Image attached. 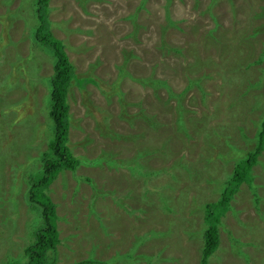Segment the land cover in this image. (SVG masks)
Returning a JSON list of instances; mask_svg holds the SVG:
<instances>
[{
  "label": "rangeland",
  "instance_id": "obj_1",
  "mask_svg": "<svg viewBox=\"0 0 264 264\" xmlns=\"http://www.w3.org/2000/svg\"><path fill=\"white\" fill-rule=\"evenodd\" d=\"M47 5L49 30L66 43L75 70L102 81L72 83L68 91L66 144L79 165L62 169L46 188L56 205L53 264H198L202 241L192 236L203 221L201 203L216 199L232 183L238 161L258 146L263 149L251 179L238 183L221 218L220 247L206 262L264 264V144L256 140L264 120V0H48ZM37 7L34 0H0L6 57L0 58V80L8 86L0 90V264L10 258L11 264H26L23 247L42 225L38 207H29L25 179L39 172L38 149L54 135L48 97L44 102L40 95L53 57L49 45L29 39ZM13 45L20 56L32 53L22 60L29 65L30 88L38 83L36 97L24 96L10 71ZM96 59L99 65L93 66ZM21 66L18 61V73ZM151 74L170 84L169 100L163 87L155 96L152 87L135 80ZM189 78L203 87L184 89ZM115 79L130 114L145 107L161 124L122 114L116 94L106 100L101 89H110ZM178 95L181 106H175ZM173 175L176 186L165 185ZM77 195L82 205L76 217L78 208L66 206L79 202ZM233 238L252 241L244 246L246 254H235L237 244L230 249Z\"/></svg>",
  "mask_w": 264,
  "mask_h": 264
},
{
  "label": "trees",
  "instance_id": "obj_2",
  "mask_svg": "<svg viewBox=\"0 0 264 264\" xmlns=\"http://www.w3.org/2000/svg\"><path fill=\"white\" fill-rule=\"evenodd\" d=\"M47 1L48 0H34V2L37 3L38 5L37 8H34L37 24L32 30V34L34 36L32 35V37H29V39L31 41H37L42 44L44 43L49 45L48 52L53 57V62L51 63V67L48 73L42 74L46 78L43 81L44 83L43 86L46 88V91L44 92L43 89L42 91H40V95H42V99L44 102H46L45 98L48 97L46 102V115L48 116V118L51 119V122L54 125V135L53 138L48 141L47 145H45L44 148L38 149L39 156L37 158V162L35 166L36 169H39V172L35 174H31L30 177L28 176V179L25 178L28 184L27 196H29L30 201L32 202L29 204V207L33 209V207L36 208L37 206L40 212L39 215L42 216V225H40L36 231H33L34 233L33 239L26 246L23 247L22 253L24 257H26V264H53L55 262L56 257L52 256L50 254V251L55 252L56 244L59 242L58 229L56 228V224H55L56 205L50 200L49 196L47 195L46 188H48L49 183L53 181V179L57 176L58 172H60L62 169H69L73 171L79 165L78 159L69 152L68 146L66 144L68 139L67 116L69 112V105H68L69 88L72 83H75L79 87H81V85L88 82L94 85L96 84L97 86H101L102 83V81L98 79V76H93L92 74L89 73L83 74L86 71L81 73L75 70L74 64L71 61L65 49L66 43H63V41L58 37L53 36V33L49 30V25H47V19H46V15L49 10ZM263 12L264 10L260 11V13ZM4 17L5 14L0 15V18L4 19ZM168 22L169 24H173V21L171 20H168ZM7 26L8 25L5 24V27ZM27 31L28 28L26 26V32ZM211 31L212 29L208 30L207 33L211 35ZM22 32L23 31H21L19 37L20 39H25V37L23 36H27V34L26 32L22 34ZM2 33L3 31H1L0 34L4 36V34ZM7 39L8 42L6 43H9L10 42L9 37ZM3 44L5 43L0 44V58L2 59L6 58L2 56ZM13 46L15 49L13 55H16V58L10 61V64L12 65V69L10 71L13 73V77H16L17 75V82L22 87L24 96L33 94L34 97H36L38 93V89L36 85L38 83H36L37 82L36 81L34 88L33 89L30 88L28 81L26 80L28 78V74L25 71L29 69L28 68L29 65H24V62L22 60L25 56L32 57V53H29V51L25 50L27 53L23 56H20L17 54V52L22 50L20 48H15V45ZM68 46L71 48L70 45ZM3 55L6 54L3 53ZM18 61L22 64L21 66L22 68L19 69V73L17 72L16 69V64ZM228 63L230 62L228 61ZM234 63L238 64V61L235 60ZM92 65L93 66L99 65V60L96 59V62L92 61ZM40 67L41 65H39L37 71H40L41 69ZM238 69L242 71L241 65H238ZM14 71L16 73L15 76H14L15 74ZM227 72L231 73V70ZM234 74L239 75L238 72L236 71H234ZM22 76L23 79L21 80ZM3 80L4 78L0 80V90H5L6 88H8V86L2 87L1 82ZM135 80L138 81V83H140L144 87H150V88L152 87L154 95H155V91L157 92L160 88L163 87L167 92V100H169L170 97L169 91L171 90V86L169 83L166 82L164 78H159L154 75L152 76L141 75L136 77ZM117 81H118L117 79L113 81L115 84L110 85L111 86L110 89L108 88L101 89V92L103 93V96L106 98V100H108L110 95L116 94L120 101L122 114L127 115L129 116V118H133V119L142 117L145 122L150 124V126H155L158 123L161 124L158 120L153 119V115H149L145 112V107H140L138 112H133L132 114H130L127 111V108L125 109V107H127L128 105V101H125L122 97L123 93L120 90H117V84H116ZM200 81L201 80H199L198 78L196 79L189 78V82L187 83L184 89L190 88L192 86L201 89L203 87L202 84L203 82ZM102 85H104V83ZM177 97L179 98H177L175 102L176 104L175 106H177L178 104L181 106L182 100L180 98V95H178ZM83 99H89V98L84 97ZM30 107L31 104L28 105V108ZM89 111L92 110L88 109V112ZM181 116L184 115L181 113ZM178 119H182V118L178 117ZM106 124L107 122L103 121V125H102L103 129L106 127ZM177 124L178 126L180 125V123ZM261 125L262 128L258 130L256 140L257 142L264 144V120H262ZM107 130L110 131L109 129ZM110 133L115 134L116 136H121L119 132L117 133L116 131L113 130L110 131ZM262 149H263L262 146H258L256 149L248 152L245 158L240 159L238 161L239 164L233 168L232 173H234V176L232 183L229 184V182L227 181L224 187L222 188V190H220V194L216 199L206 200L205 202L201 203L200 208L203 211L202 213L203 221L201 223L200 229L198 231L196 230L199 233L198 235H194L197 234L196 231H193L192 229H190L191 231L190 230L188 231L190 235H194L192 237L202 241V245L200 248L201 249L200 253H202V255H201V260L198 264H207L206 262L207 258L216 249L220 247L219 246L220 236L218 230L221 223V218L225 214V211H227V209L230 207L229 200L231 199L234 191L237 190L238 183L240 182V180L249 181L251 179V175H250L251 166L257 162V155ZM88 160L90 161L87 162H95V164H92V166H96V167L99 166V161H91V159ZM10 170L14 171V169L12 168H10ZM154 174H158V172H155ZM171 177H173L175 180H173L172 183H166L165 185H170L175 187L176 177L174 175ZM88 178L89 177L85 176L83 180L89 181ZM73 192L74 191H71V194ZM107 192L109 191L106 190V193ZM92 194L93 191L91 195ZM79 197L80 196L77 195V199H79ZM90 197L91 196H89V198ZM79 205H82L80 199L79 202L77 201L75 205L69 203L68 206H66V209L68 207L70 208L68 209V211H70L73 208L76 209L78 208L79 212L76 214L77 217L78 214L80 213ZM86 206L87 205H85V207ZM124 208H129V206H127L126 204ZM158 208L162 209L160 204ZM235 212L237 215L238 211ZM236 215L234 216L236 217ZM168 229H169V223L166 222L165 230L167 233H168ZM251 242L252 241L250 240L243 241L233 238L232 241L230 242L229 247L231 249L233 246L237 244L239 245L238 246L239 251H236L235 254L236 255H241V253L246 254L244 246L246 247V245L251 244ZM10 260L11 258L7 259L5 262H2L1 264H11ZM245 260L247 261V259ZM86 262L88 261L79 260L75 264H85ZM146 264H150V263L146 261Z\"/></svg>",
  "mask_w": 264,
  "mask_h": 264
},
{
  "label": "bare ground",
  "instance_id": "obj_3",
  "mask_svg": "<svg viewBox=\"0 0 264 264\" xmlns=\"http://www.w3.org/2000/svg\"><path fill=\"white\" fill-rule=\"evenodd\" d=\"M167 21V20H166Z\"/></svg>",
  "mask_w": 264,
  "mask_h": 264
},
{
  "label": "clouds",
  "instance_id": "obj_4",
  "mask_svg": "<svg viewBox=\"0 0 264 264\" xmlns=\"http://www.w3.org/2000/svg\"><path fill=\"white\" fill-rule=\"evenodd\" d=\"M54 36V35H53Z\"/></svg>",
  "mask_w": 264,
  "mask_h": 264
}]
</instances>
